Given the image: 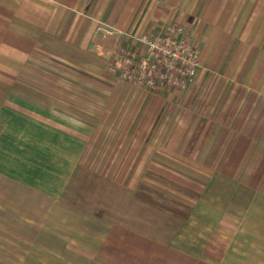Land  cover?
I'll return each mask as SVG.
<instances>
[{
    "label": "crops",
    "instance_id": "0c3cea01",
    "mask_svg": "<svg viewBox=\"0 0 264 264\" xmlns=\"http://www.w3.org/2000/svg\"><path fill=\"white\" fill-rule=\"evenodd\" d=\"M169 23L201 50L187 97L217 83L210 107L234 117L219 185L188 214L138 199L131 220L81 215L67 195L103 124L123 129L108 114L151 113L168 89L129 87L109 63ZM169 139L153 162L206 161ZM0 264H264V0H0Z\"/></svg>",
    "mask_w": 264,
    "mask_h": 264
},
{
    "label": "rangeland",
    "instance_id": "374dc122",
    "mask_svg": "<svg viewBox=\"0 0 264 264\" xmlns=\"http://www.w3.org/2000/svg\"><path fill=\"white\" fill-rule=\"evenodd\" d=\"M172 27H181V37H184L198 53L194 77L196 78L201 72V50L189 37L185 27L178 23L166 24L155 34L138 36L134 45L121 47L120 55L110 61L109 71L129 87L152 89L137 86L124 78L123 68L127 67L124 57L126 52L131 50L144 53L146 51V45L142 40L144 37L153 38L167 34ZM117 34L118 30L112 37L103 36L114 38ZM49 67L51 70L54 69L51 65ZM191 84L192 82L185 88L158 85L157 87L168 88L167 93L155 104L156 108H160L159 114H155L156 108L150 109L151 113L143 115L116 114L120 106L115 109L114 114H108L107 122L115 123L123 129L110 131L103 124L105 129L102 127V130L98 131L97 146L92 148L93 157L90 156L83 162L81 175L72 181L67 195L68 201H76L73 206L82 211L81 215L90 214V210H98L99 213L112 215L115 221H121L123 216L131 220L132 215L138 212L135 209L138 199L157 202L177 213L188 214L186 208L194 206L198 208L197 204L204 199L203 196L209 186L216 188L219 185L216 179L217 170L220 169V165L224 167L227 164L218 163V159L221 155L233 154L234 150V134L237 133L231 129L234 117L217 114L218 109L214 104L210 107V97L218 91V88L214 89L211 94V88L213 84L216 88L217 83L208 84L211 86L209 90H201L199 94L189 99L185 92L192 90L189 88ZM130 106L132 104L128 107ZM175 109L178 114H171ZM209 110H214L213 114H210ZM170 124L172 130L169 129ZM169 137L172 138L170 143L172 149H178L180 144L188 141L199 144L198 147H194L193 160L200 158L206 161L182 162L173 158L170 162H153L154 152L159 143ZM185 149L182 147L180 150L183 155L190 150L189 147L186 151ZM132 208L135 210L132 211ZM136 219L137 217L134 221Z\"/></svg>",
    "mask_w": 264,
    "mask_h": 264
},
{
    "label": "built area",
    "instance_id": "2783aa9c",
    "mask_svg": "<svg viewBox=\"0 0 264 264\" xmlns=\"http://www.w3.org/2000/svg\"><path fill=\"white\" fill-rule=\"evenodd\" d=\"M96 31L109 37L117 33L114 26L100 23ZM171 31V32H170ZM182 28H169L167 34L146 38V51H127L123 68V76L137 85L155 88L167 84L177 88L187 87L196 75L198 53L196 49L181 37Z\"/></svg>",
    "mask_w": 264,
    "mask_h": 264
}]
</instances>
